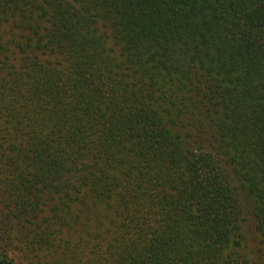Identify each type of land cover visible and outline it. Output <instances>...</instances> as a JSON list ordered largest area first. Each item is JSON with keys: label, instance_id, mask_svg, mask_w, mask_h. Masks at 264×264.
<instances>
[{"label": "trees", "instance_id": "obj_1", "mask_svg": "<svg viewBox=\"0 0 264 264\" xmlns=\"http://www.w3.org/2000/svg\"><path fill=\"white\" fill-rule=\"evenodd\" d=\"M254 256L264 0H0V264Z\"/></svg>", "mask_w": 264, "mask_h": 264}, {"label": "rangeland", "instance_id": "obj_2", "mask_svg": "<svg viewBox=\"0 0 264 264\" xmlns=\"http://www.w3.org/2000/svg\"><path fill=\"white\" fill-rule=\"evenodd\" d=\"M254 240H251L250 244H254L253 243ZM253 258H255V260L257 261V264H263L262 262H260L257 258V256H254Z\"/></svg>", "mask_w": 264, "mask_h": 264}]
</instances>
